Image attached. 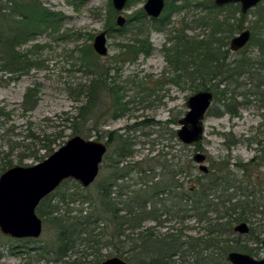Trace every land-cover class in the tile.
<instances>
[{
	"label": "trees",
	"instance_id": "obj_1",
	"mask_svg": "<svg viewBox=\"0 0 264 264\" xmlns=\"http://www.w3.org/2000/svg\"><path fill=\"white\" fill-rule=\"evenodd\" d=\"M132 1L128 0L127 7ZM187 7H198L206 11V15L201 16L200 21L211 27V36L197 40L186 34L184 27L179 29L173 26L171 30L175 34L171 33L168 36L173 46L167 47L165 43L163 51L173 70L178 72L174 81L188 77L193 83H197L198 89L211 90L214 93V101L219 103L220 107L213 112L209 110L208 115L213 113L221 116L230 113L236 116L239 97L236 91L242 87L238 78L245 74L251 76L253 80L257 77L252 95L257 96L256 100L264 119V14L262 12L257 14L256 21L250 26L253 33L249 44L257 41L259 45L257 58L242 55L233 61H228V50L221 52L222 48L227 47L229 41L227 39H231L242 29L247 17L242 13L239 3H229L220 7L214 0H166L161 16L150 20L143 8H139L128 19V31L134 37L121 44V51L116 55V61H135L139 54L149 55L153 49L149 39L150 29H166L171 22V12H178ZM115 14L116 11L111 5L109 22L106 26L109 33L116 28ZM237 14L240 16L237 17ZM63 20L62 12L51 10L39 0H0V61L4 69L13 74L31 70L36 62L31 61L29 56L36 55L39 45L34 44L31 51L35 50V52L30 53V50L25 53L19 52L18 47L44 30L60 31L59 26ZM218 34L223 35V38L216 37ZM81 53L82 61L87 68L92 69L93 77L87 89L86 102L79 107L71 127L73 135L79 134L89 138L92 130L99 131L98 125L95 124L98 118L91 119L89 114L93 112L98 99L99 87L102 84L104 87L108 86L106 84L108 73L103 66H100L91 44L82 48ZM229 70L233 72L231 75H227ZM228 80L233 81L236 87L231 96L227 95L229 88H220ZM240 96L244 99L248 97L246 93L241 92ZM38 97L36 87L27 89L21 104L24 112L33 110L37 106ZM114 109L121 112L123 105L116 103ZM12 120V111L0 100V175L17 164L26 165L27 159L40 162L56 150L53 145L58 137L51 139L44 135L41 138L31 131V126L26 125L25 128L16 126L11 123ZM88 125L93 127L84 128ZM263 125L264 120L263 124L261 123V126ZM106 133L107 144L117 141V148L111 156L109 173L95 181V196L90 194L89 187L81 186L76 180L73 186L65 187L72 180L67 179L37 207L40 217L56 214L53 218L56 239L53 246L45 248L46 253L52 252L57 260H64L71 254L79 253V247L85 245L94 248L97 252L91 259V264H98L114 255L130 264H229L226 256L233 250L254 256L260 255L258 246L245 244L242 239L243 234L234 231L237 223L249 221L251 215L256 213L254 207L257 203V193L254 191L237 193L243 188L237 185L239 182L237 174L230 170L229 162L222 160L224 165L213 162V167L207 173L193 174L190 165L192 159L181 158L175 163L177 157L173 154L171 166L179 164L178 169H172L170 164L163 162V176L159 181H155L154 177L149 178L146 175L147 170L142 167L136 170L135 174L138 176L135 180L131 176L134 169L129 167L128 163L121 166L128 157L134 156V143L122 135L115 138L111 131ZM173 138L177 140L174 134ZM36 141L39 143L43 141L37 149L33 146ZM177 143L183 145L179 140ZM226 144L230 148L236 144V140L227 138ZM194 145L199 147V142ZM43 150L44 152L41 153ZM167 155L166 153L163 156L166 158ZM234 165L238 169L241 168L243 173L248 165L264 166V143H260L259 155L246 164L236 162ZM148 170L153 168L149 167ZM187 174L194 181L191 186H186L176 178L185 177ZM129 176L134 182L126 184L124 180ZM246 176L251 177L247 174ZM258 184H261V181ZM56 195L59 198L57 203L53 204L52 199ZM78 201L89 202L91 210L83 214L84 210L80 209L72 215L70 212L73 208L70 205ZM61 206H66L67 213L61 212ZM163 216L165 219H162ZM191 216L204 225L202 236H186L181 228L178 229L179 233H155L157 227H163L171 218L183 224L186 218ZM148 221L155 222V226H144ZM248 235L250 240L264 245V238L261 239L255 234L253 227H250ZM33 240L26 238L24 242L31 243ZM105 248L111 249V254H102ZM88 256L86 254L83 259L66 262L87 264Z\"/></svg>",
	"mask_w": 264,
	"mask_h": 264
},
{
	"label": "rangeland",
	"instance_id": "obj_2",
	"mask_svg": "<svg viewBox=\"0 0 264 264\" xmlns=\"http://www.w3.org/2000/svg\"><path fill=\"white\" fill-rule=\"evenodd\" d=\"M39 1L51 10L63 13L64 20L59 26L60 31L44 30L32 40H28L18 47L19 52L25 53L30 50V53L35 52V50L31 51L34 44L39 45L38 53L36 52L33 57L29 56L31 61L34 62L35 60L36 62L31 70L13 74L5 70L0 61V100L12 111L13 120L11 123L16 126H24L23 128L26 125L31 126V131L41 138L44 135L49 136L51 139L58 137L53 145L58 149L74 136L71 127L72 120L78 114L79 107L86 102L87 89L93 77L92 69L87 68L82 61L81 49L90 44L92 45L95 36L107 29L109 10L113 4L112 0ZM145 2L146 0H133L131 5L126 6L124 10L120 12L115 10V19L119 14H122L127 18V23L122 27H119L116 23V28L108 34L109 53L106 56H100L96 52L94 54L100 66L107 70L106 84L108 86L104 87L102 84L97 91L98 99L93 112L89 115L91 119L98 118L95 124L98 125L99 131L92 130L91 136L87 139L106 142V132L111 131L115 138L122 135L133 142L134 156L128 157L126 159L128 162L125 161L121 166L128 163V166L134 169L131 176L135 180L138 176L135 174L136 170L142 167L147 170L146 175L149 178L154 177L155 181H159L163 176V162L170 164L172 169H178L179 164L171 166L173 154L177 157L175 163L181 158L183 160L192 159L190 165L193 174L204 173L200 169V164L194 160V155L198 151L206 155L204 164L209 169L213 167V162L224 165L221 161L226 160L230 163V170L237 174L236 177L239 180L237 185L239 184L243 188L238 190L237 193H248L250 191L257 193V203L254 207L256 213L251 215L247 223L249 228L253 227L255 234L263 239L264 166L248 165L246 166L247 170L243 173L241 168L238 169L234 165L236 162L246 164L253 157L259 155L260 143H264V125L261 126L264 119L256 100L257 96L252 95L257 77L253 80L251 76L245 74L238 78L240 84H242V87L236 91L239 94L237 98L238 115L232 116L230 113L221 116L213 113L208 115L210 112L208 111L204 119L205 133L202 140L199 141V147L194 144L182 143L183 145H179L177 143L179 139L176 138L177 140H175L173 134L177 137L176 131L181 126L180 120L189 110L188 98L199 90L205 89H198L196 87L197 83H193L188 77H183L177 82L174 81L178 72H175L167 61L163 46L165 43L167 47L173 46V42H169L168 36L171 33L172 35L175 34L171 30L174 25L179 29L184 27L186 34L197 40L210 38L211 27L200 21L201 16L206 15V11L201 8L187 7L178 12L173 11L170 14L171 22L166 29H150L149 39L153 49L149 55L139 54L135 61L121 60L118 62L116 61V55L121 51V44L130 41L134 37L128 31V19L137 9L142 8ZM261 12L264 14V0L246 13L247 17L240 31L249 28L253 33L250 26L256 21L257 14ZM239 16L237 14V17ZM148 20H150L149 17ZM120 28L125 29L121 30ZM240 31L236 32L234 36ZM216 37L223 38V35L218 34ZM227 40H229L228 45L223 47L221 52L228 50V61H233L242 55L257 58L259 49L257 41L248 43L246 48L239 51H233L230 49L231 39ZM232 73L229 70L227 75ZM29 87L37 88L38 104L33 110L24 112L21 104ZM226 87L229 88V91H227L228 96H231L232 91L236 90L233 81L228 80L220 86L221 89ZM109 88L112 89L109 90ZM240 92L246 93L247 99L241 97ZM116 103L123 105L121 112L115 111L114 105ZM219 105L213 99L209 110L213 112L220 107ZM91 126L93 127V125H88L84 128H92ZM225 133L227 135H224ZM23 134L25 135L26 131ZM227 138L229 140L235 139L236 144L229 148L226 144ZM26 143H30V141H26ZM42 143L36 141L33 146L37 149ZM116 148L117 141L108 145L97 181L109 173V163ZM3 149L5 150L6 147ZM43 152L44 150L41 151V153ZM166 153L168 155L165 158L163 155ZM25 163L26 165H32L37 162L27 159ZM149 167L153 170H148ZM246 174L251 175V177H247ZM131 176L124 180L126 184L134 182V180H131ZM176 178L179 182H184L186 186L194 184L193 179L188 174L185 177L180 178L177 176ZM259 181H261V184H258ZM73 182L76 181L72 179L65 187L73 186ZM94 185L95 182L88 188L93 197L95 196ZM58 198L59 196H54L52 203L56 204ZM70 206L73 208L70 212L72 215L80 209L84 210L83 214L91 210L89 202L82 203L78 201ZM66 211V206H61V212L65 213ZM55 215L41 217L43 220L42 234L31 243L24 242V239L6 236L0 232V264H67V260L83 259L86 254L89 255L87 264H91L90 261L97 252L94 248H88L85 245L79 247V253L71 254L64 260H57L52 252L46 253L44 251L46 247L53 246L56 239V230L53 223ZM162 219H165V217L163 216ZM183 224L177 219L171 218L163 227L154 229L156 230L155 233L159 234L165 232L179 233L178 229L181 228L182 233L186 236L199 237L203 235L204 229L202 228L204 225L199 223L194 216L187 217ZM144 226H155V222L148 221L144 223ZM242 239L245 244L260 248V255L255 256L256 258L264 257V245L262 243L250 240L248 233L243 234ZM111 251V249L105 248L102 250V254H111ZM229 264L231 263L229 262Z\"/></svg>",
	"mask_w": 264,
	"mask_h": 264
},
{
	"label": "water",
	"instance_id": "obj_3",
	"mask_svg": "<svg viewBox=\"0 0 264 264\" xmlns=\"http://www.w3.org/2000/svg\"><path fill=\"white\" fill-rule=\"evenodd\" d=\"M262 0H215L217 6L239 3L241 11L246 14ZM128 0H112L117 12L124 10ZM166 6V0H146L143 5L148 16L157 18ZM116 22L119 27L126 24L127 18L119 14ZM108 31L97 34L93 48L100 56L109 53ZM252 38L249 28L242 30L230 40V49L239 51L247 46ZM211 90H199L188 98L189 110L181 118V126L176 134L183 144L193 145L202 140L205 133L204 119L213 102ZM108 144L101 140L87 139L74 135L44 160L32 165H15L0 175V232L18 239H37L43 231V220L37 213L40 202L55 191L65 180L74 179L83 187H89L97 179ZM194 160L200 169L207 173L209 168L204 161L206 155L196 152ZM234 231L247 234L250 231L247 222L234 226ZM231 264H264L263 258L231 251L227 255ZM98 264H130L119 256L106 258Z\"/></svg>",
	"mask_w": 264,
	"mask_h": 264
},
{
	"label": "flooded vegetation",
	"instance_id": "obj_4",
	"mask_svg": "<svg viewBox=\"0 0 264 264\" xmlns=\"http://www.w3.org/2000/svg\"><path fill=\"white\" fill-rule=\"evenodd\" d=\"M143 5H144V4H143ZM142 8H143V6H142ZM143 10H144V9H143ZM145 13H146V12H145ZM162 13H163V12H162ZM162 13H161V14H162ZM146 14H147V13H146ZM147 16H148V15H147ZM160 16H161V15H160ZM160 16H159V17H160ZM148 17H149L150 19L153 18V17H150V16H148ZM159 17H157V18H159ZM116 23H117V22H116ZM126 23H127V22H126ZM105 30H107V31H108V34H109V29H105ZM108 34H107V36H108ZM169 42H170V41H169ZM169 42H167V43H169Z\"/></svg>",
	"mask_w": 264,
	"mask_h": 264
}]
</instances>
